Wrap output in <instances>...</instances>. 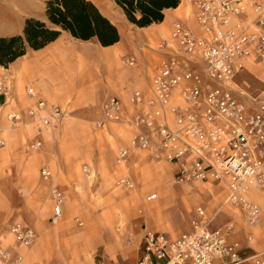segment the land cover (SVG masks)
I'll return each mask as SVG.
<instances>
[{"label": "built area", "instance_id": "1", "mask_svg": "<svg viewBox=\"0 0 264 264\" xmlns=\"http://www.w3.org/2000/svg\"><path fill=\"white\" fill-rule=\"evenodd\" d=\"M195 4L200 32H194L179 19L172 21L169 38L176 47L172 49L166 40L159 42L157 48L163 55L151 76L150 94L134 89L128 96L133 110L126 116L120 98L106 96L94 124L103 127L116 122L135 129L128 144L118 145V163H126L130 146H136L152 157L175 164L178 184L219 181L228 189L227 202L241 209L249 224H258L261 208L248 194L253 188L264 189V87L251 93L235 78L249 57H257L264 65V0H195ZM126 63L134 65L136 59L130 56ZM26 91L36 95L33 87ZM13 97L4 75L0 80V113ZM37 105L46 106L43 100ZM65 110L51 105L43 115L36 116L32 108L26 114L40 126L50 128ZM6 117L11 127H16L22 115L9 111ZM3 130L0 121V146L5 144ZM40 144L36 139L30 147L36 149ZM82 171L88 179L93 176L88 164L82 165ZM40 175L50 181L51 219L56 222L62 215L64 194L53 183L47 166L40 168ZM117 183L133 186L125 176ZM155 197L156 193H151L147 199ZM209 222L205 209L198 206L191 229L175 238L145 230L136 264H213L219 257H228L229 264L243 261L239 244L227 241L233 222L217 229H210ZM10 231L24 247L31 246L36 238L35 231L20 222L12 224ZM263 255L264 251L254 255V263L264 264ZM22 261V254L12 255L0 244V264ZM96 264L104 262L97 260Z\"/></svg>", "mask_w": 264, "mask_h": 264}, {"label": "crops", "instance_id": "2", "mask_svg": "<svg viewBox=\"0 0 264 264\" xmlns=\"http://www.w3.org/2000/svg\"><path fill=\"white\" fill-rule=\"evenodd\" d=\"M91 1L117 27L119 39L113 44L104 46L96 39L82 40L74 37L68 30L52 24L46 15V0H0V37L23 34L25 20L30 17L44 21L48 26L60 30L59 35L44 46L40 48L28 46L22 55L9 62L7 66L0 64V80L6 75L14 95L13 100L4 106L0 113V121L4 127L2 136L5 138V144L0 146V244L9 249L12 255L22 254L23 261L21 264L24 262V257V264H31L29 258L35 249L28 250L30 246L24 247L17 243L10 231L12 224L20 222L31 227L35 233H42L47 219L51 224L58 223L62 219L66 207L65 190L55 179L58 168L53 157L49 156L48 158L49 166L52 169H50L53 175L52 180L62 190L65 197L62 204V215L56 222L51 219L52 201L50 204L43 201L42 205H39L38 200L34 199L35 193H33L35 184L39 186L45 184L49 188L50 181L42 179L41 175L38 174V170L47 165L41 164L44 162L41 154L32 153L28 157H24L21 152L23 146L19 147L14 144L16 143L15 140H20L23 144H25L26 139H30L29 142L36 139L44 141L47 135L52 133L51 128L62 117L56 119L52 127L47 128L36 123L32 116L26 114V110L32 108L35 115L40 116L47 113L51 105H59L71 111L72 108L99 101V116L103 99L108 95H116L123 103L125 116L129 115L133 110L128 101L130 93L134 89H140L145 95L150 94V79L163 55V51L157 48L159 42L166 40L169 41V46L172 49L176 47L175 42L169 38L172 21L179 19L194 32H200L194 15L197 8L195 0H180L176 7L164 10V17L161 21L146 26H137L130 22L115 0ZM143 42H150L148 43L149 47L159 50L156 55L153 56L149 50V52L144 51L142 49ZM127 55L137 58V63L124 65L123 59ZM244 61L245 68L236 75L235 79L242 72L251 74L253 76L251 81L257 84V87L254 88L255 92L250 89L246 82L238 84L251 93H256L264 87V65L255 56ZM27 87H33L36 95H29L26 91ZM39 100L45 101L46 106L39 108L37 105ZM9 111H18L22 115L16 127H11V122L6 117ZM95 118L92 119L94 128L107 130L113 126L119 127L121 139L119 144H128L129 139L135 133V129L124 123L110 122L103 127H96L94 124ZM26 147L28 148L29 145ZM139 153L151 157L146 150L130 146L127 162L124 164L118 163L116 157L115 161L118 165L126 167L131 157ZM170 165L173 168L172 178L175 182L176 166L173 163H170ZM49 166L47 167L49 168ZM91 169L93 176L89 178V181H93L96 175L95 170L92 167ZM9 170H16V177L22 182L19 192L25 194V204L20 206L21 213L13 214L9 205L4 203L6 198L2 193L1 186L4 183L3 181L12 176L7 173ZM123 176L128 177L133 182L127 173L120 174L117 180ZM121 186L126 187L125 185ZM191 186L203 187V189L214 195L218 201L217 206L210 207L206 203H197L193 208V215L190 218L188 227L183 230L175 229V227L144 226L138 234L135 251L126 264H136L142 251V236L145 230L150 229L163 233L169 238H175L191 229V221L196 217L198 206L203 207L210 217V229L224 227L228 222H233V227L227 235V241H236L239 244V254L245 258L235 264H255L252 257L264 251V189L253 188L249 191L250 199L257 202L261 208L260 223L252 225L247 222L241 209L233 207L227 202L228 189L223 183L211 179L190 181L180 184L178 190L186 193ZM166 191L168 198L171 199L177 189L168 186ZM151 193H156L155 198H157V192ZM151 193L145 194L143 198L145 203L155 200V198L147 199V196ZM180 202L182 210L186 212L188 210V198L184 196ZM40 206L42 213L40 212ZM150 210L152 208L147 211L150 212ZM75 219L79 218L75 217ZM77 222L81 224L80 221L77 220ZM4 235L8 236L11 240L10 243L9 240L4 241L1 239ZM97 260H102L104 264H110L101 257H98ZM59 261H64L67 264L66 260ZM96 261L94 264H96ZM213 264H229V258H216Z\"/></svg>", "mask_w": 264, "mask_h": 264}, {"label": "rangeland", "instance_id": "3", "mask_svg": "<svg viewBox=\"0 0 264 264\" xmlns=\"http://www.w3.org/2000/svg\"><path fill=\"white\" fill-rule=\"evenodd\" d=\"M148 43L143 42L142 49L156 55L159 50L149 47ZM128 57L123 59L126 66ZM251 78V74L242 72L235 81L239 84L246 82L255 92L257 84ZM65 109L62 119L51 128L52 133L41 141L38 148L30 147V139H26L25 144L20 140L14 141L16 146H23L21 152L24 157L32 153L41 154L44 161L41 164L49 166L48 158L53 157L58 168L56 182L66 194L62 219L56 224H51L47 219L42 233L36 232V238L28 249H35L29 263L55 264L56 261L66 260L67 264H94L101 257L110 264H126L135 251L138 234L144 226L183 230L188 227L197 203L217 206V198L203 187L191 186L186 193L179 191L180 184L172 178V166L159 158L139 153L131 157L126 167L118 165L115 157L121 140L119 127L105 130L92 125V119L99 114V101L72 108L71 111ZM84 163L95 170L93 181L87 180L84 175L81 168ZM7 173L12 176L1 186L6 198L4 203L9 205L13 214L21 213L20 206L25 204V194L19 192L22 182L16 177V170ZM122 173L129 174L133 180L132 187L116 183ZM168 186L177 189L171 199L166 191ZM151 192H157V198L145 203V194ZM33 193L39 205L43 201L50 204L45 184H35ZM184 196L189 201L186 212L182 210L180 202ZM149 208L153 211L148 212ZM75 217L79 218L81 224ZM5 237L1 239L10 243L8 236Z\"/></svg>", "mask_w": 264, "mask_h": 264}, {"label": "trees", "instance_id": "4", "mask_svg": "<svg viewBox=\"0 0 264 264\" xmlns=\"http://www.w3.org/2000/svg\"><path fill=\"white\" fill-rule=\"evenodd\" d=\"M126 17L137 26L159 22L164 10L176 7L180 0H115ZM48 20L74 37L96 39L101 45H110L119 39L117 27L98 9L91 0H46ZM59 29L48 26L44 21L26 18L23 34L0 37V64L22 55L26 48H40L55 39Z\"/></svg>", "mask_w": 264, "mask_h": 264}]
</instances>
